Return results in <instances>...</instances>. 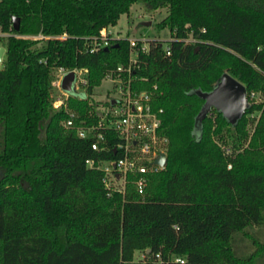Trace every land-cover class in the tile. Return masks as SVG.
I'll return each mask as SVG.
<instances>
[{"label":"trees","instance_id":"1","mask_svg":"<svg viewBox=\"0 0 264 264\" xmlns=\"http://www.w3.org/2000/svg\"><path fill=\"white\" fill-rule=\"evenodd\" d=\"M137 3L168 9L157 28L171 40L145 52L139 42L133 67L135 89L162 92L167 164L144 194L130 183L109 196L87 160L118 159L117 137L98 154L67 130L53 81L57 69H87L88 97L68 105L78 123L96 122L95 89L132 49L129 37L110 35L93 53L92 44ZM0 34V264H264L252 232L264 225V0H0ZM224 73L246 86L251 107L235 126L213 109L197 136L205 101L195 91ZM148 250L150 262L135 261Z\"/></svg>","mask_w":264,"mask_h":264},{"label":"built area","instance_id":"2","mask_svg":"<svg viewBox=\"0 0 264 264\" xmlns=\"http://www.w3.org/2000/svg\"><path fill=\"white\" fill-rule=\"evenodd\" d=\"M110 35L112 36V33L109 30L103 31L101 38L94 41L90 51L93 53L101 47L108 46ZM5 36L7 35L0 34V37ZM32 39L55 40L56 38L40 35ZM129 41L132 49L130 63L127 67L120 66L116 76L109 74L106 77L115 85L117 94H111L101 108L90 115L91 118H97L96 122L88 124L87 120H83L78 123V113L72 111L68 105L70 95L62 89L64 77L75 72L76 93L88 97L89 71L87 69H57L53 81L54 90L59 92V94H54L53 106L55 109L63 108L68 112L69 118L63 122V126L67 130L75 131L82 139H91L92 149L98 154L111 149L108 145L102 146L101 143L108 139L112 141V136L117 137L115 143H110L114 146L115 153H120L121 156L118 159L87 160L89 168L103 172V182L109 191V196L117 191L125 192L130 183L136 186L139 194H144L149 184L150 175L159 173L166 168V165L160 166L156 163L162 153L167 155L169 144L168 137L161 132L164 109L155 107L156 98L162 92L157 85L151 90L134 88V83L139 80L133 71L137 59L135 47L143 40L129 39ZM141 48L144 52L148 51L144 44ZM4 59L5 55L0 64V70ZM251 98L258 99V96L256 93H252ZM113 101H116L115 104H112ZM129 177H132V180ZM176 261L183 262L180 258H177Z\"/></svg>","mask_w":264,"mask_h":264},{"label":"rangeland","instance_id":"3","mask_svg":"<svg viewBox=\"0 0 264 264\" xmlns=\"http://www.w3.org/2000/svg\"><path fill=\"white\" fill-rule=\"evenodd\" d=\"M168 14V9H159V10H148L143 3H137L132 7V10L129 15H123L116 27L110 28L109 31L112 33V36L115 38H125L128 39H138L143 40L142 43L149 49V43L152 40H161L164 42L170 41L172 38V33L168 29L159 31L157 24L160 23ZM146 23H150V26H146ZM4 42L0 37V47H4ZM55 94H59L55 90ZM117 94L115 85L109 80H104L102 85L95 89V98L94 101L98 106L95 107V110L101 108L105 103L107 98ZM258 101H261V96L257 94ZM259 116L258 114H255ZM253 118V116H252ZM251 118V119H252ZM195 133L197 136L201 135V123L196 124ZM250 135L253 133V125H249ZM253 233L258 234L264 240V225L256 226L253 230ZM150 251H139L135 254L136 262H150L148 254Z\"/></svg>","mask_w":264,"mask_h":264},{"label":"water","instance_id":"4","mask_svg":"<svg viewBox=\"0 0 264 264\" xmlns=\"http://www.w3.org/2000/svg\"><path fill=\"white\" fill-rule=\"evenodd\" d=\"M146 26H150V23H146ZM14 29L16 31L20 29L19 19H14ZM5 53L6 48L0 47V64L2 63ZM75 85L76 73L71 72L64 77L62 89L69 95L84 97L85 95H78L76 93ZM195 94L205 101L196 119V124L201 123V133L202 123L211 114L213 109L222 113L228 122L235 126L243 119L246 112L251 107L246 86L229 73L223 74L212 91L204 92L202 90H197ZM115 102L116 101H113L112 104H115ZM156 163L160 166H165L167 164V155L162 153Z\"/></svg>","mask_w":264,"mask_h":264}]
</instances>
